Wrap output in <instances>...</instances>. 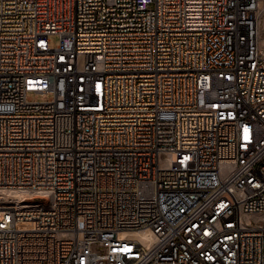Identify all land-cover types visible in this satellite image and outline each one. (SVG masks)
Listing matches in <instances>:
<instances>
[{
    "label": "built area",
    "instance_id": "obj_1",
    "mask_svg": "<svg viewBox=\"0 0 264 264\" xmlns=\"http://www.w3.org/2000/svg\"><path fill=\"white\" fill-rule=\"evenodd\" d=\"M0 264H264V0H0Z\"/></svg>",
    "mask_w": 264,
    "mask_h": 264
},
{
    "label": "rangeland",
    "instance_id": "obj_2",
    "mask_svg": "<svg viewBox=\"0 0 264 264\" xmlns=\"http://www.w3.org/2000/svg\"><path fill=\"white\" fill-rule=\"evenodd\" d=\"M49 45L51 48H56L58 45V37L56 35L49 36ZM27 97L33 102L41 103L50 99L51 94H28Z\"/></svg>",
    "mask_w": 264,
    "mask_h": 264
},
{
    "label": "bare ground",
    "instance_id": "obj_3",
    "mask_svg": "<svg viewBox=\"0 0 264 264\" xmlns=\"http://www.w3.org/2000/svg\"><path fill=\"white\" fill-rule=\"evenodd\" d=\"M144 236H145L144 233H138V234L135 235V237H137V238H142V237H144Z\"/></svg>",
    "mask_w": 264,
    "mask_h": 264
}]
</instances>
